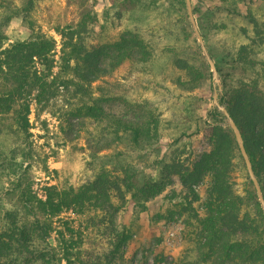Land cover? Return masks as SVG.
Listing matches in <instances>:
<instances>
[{"label":"trees","instance_id":"trees-1","mask_svg":"<svg viewBox=\"0 0 264 264\" xmlns=\"http://www.w3.org/2000/svg\"><path fill=\"white\" fill-rule=\"evenodd\" d=\"M35 4L26 0L23 11H31ZM121 4L131 7L127 17L118 12L127 22L115 35L108 33L117 27L112 16L107 13L100 35L94 29L99 15L90 10L83 11L75 25L57 30L63 40V70H72L80 80L78 93L126 63L149 76L146 90L154 94L165 82L190 92L212 79L185 0H122ZM193 12L223 78L221 102L241 130L264 196V59L259 58L264 52V0H212L208 7L193 4ZM17 15L19 11L0 17V81L5 83L0 91V195L18 176L22 202L0 213V264H115L135 234L131 227L119 224L121 215L134 202L139 216L148 202L176 182L189 190L169 210L170 215L184 216V245L177 264H264V213L232 130L213 123L198 127L195 133L203 134L209 148L193 160L187 157L182 140L198 123L191 95H178L176 120L164 119L150 97L135 103L136 110L143 112L135 119L110 113L103 105L107 98L80 99L69 112L70 117L96 124L94 159L118 144L148 150L169 138L158 181H135L134 171L123 165L117 153L111 168L101 166L79 187L74 185L68 162L55 171L60 184L48 187L45 199L33 194L31 185L21 187L29 167L24 168L16 151L6 146L7 119L14 117L20 131L31 136L30 104L19 105V101L29 89L46 91L50 72L43 74L36 63L43 61L51 71L56 41L37 34L3 49L4 28ZM211 116L223 120L216 109ZM204 177H209L210 186L200 213L194 205L199 196L193 186ZM66 211L95 214L89 218L93 239L68 221L61 222L63 230L56 226L55 219ZM53 234L57 246L50 242Z\"/></svg>","mask_w":264,"mask_h":264},{"label":"rangeland","instance_id":"rangeland-1","mask_svg":"<svg viewBox=\"0 0 264 264\" xmlns=\"http://www.w3.org/2000/svg\"><path fill=\"white\" fill-rule=\"evenodd\" d=\"M35 7L25 13L23 8L26 0H0V17L6 13L19 11L9 25L4 28L6 40L3 49L17 41L30 40L37 34L52 37L55 41V49L52 52V69L48 70L43 61H37L36 67L43 74L50 72L47 80L46 91L41 88L29 89L24 93L19 105L30 104V133L28 136L22 133L16 124L15 118L7 119V132L5 143L9 149L16 151L17 159L28 168V175L22 178L21 187L31 185V191L41 199H45L48 187L58 186L60 179L55 173L68 162L74 171V185L81 186L101 166L108 168L115 162V154H121L124 166H130L135 173V181L152 179L158 181L161 175V164L169 153L170 139L163 138L157 148L148 150H133L124 145H116L110 149L102 150L94 159L95 140L93 135L97 133L96 124L89 120L70 117L69 112L73 105L80 99H103L104 107L114 115L135 119L143 115L141 110H136L137 102L144 97L153 99L163 111L164 119L176 120L175 109L178 107V95H191L195 97L194 115L198 117V123L193 124L188 137L182 140L186 145L187 157L191 160L199 157L208 150V142L201 132L195 133L198 127L205 123L225 126L226 122L216 120L211 116L213 108V81L207 80L193 91L185 92L174 89L170 82L157 87V93H149L147 78L137 69L126 63L109 74L102 76L92 85H85L84 92L78 93L76 84L80 82L72 70H63V40L58 29L67 25H75L85 10L95 11L98 23L94 26L96 32H100L106 25L107 13L115 27L108 30L110 35H115L119 28L126 23V18L118 17V12L128 16L127 9L130 5H123L122 0H35ZM149 2L151 0H144ZM212 0H192V5L208 7ZM116 3V4H114ZM117 5L116 9L114 5ZM2 50V49H1ZM264 59V52L259 55ZM73 66L74 63L72 62ZM220 76V74H219ZM224 94L223 78L220 76ZM168 88L172 92H168ZM5 89V83L0 81V91ZM222 94V96H223ZM221 96V97H222ZM97 141V139H96ZM95 146V147H94ZM118 160V159H116ZM18 176H13L6 184L4 193L0 195V213L13 205L20 206L22 202L21 190L17 188ZM210 186L209 177H204L193 186L199 200L194 205L200 213L203 212V202ZM189 190L183 189L179 183L168 187L160 196L147 204V210L136 216L134 202H131L127 211L121 215L119 224L129 226L134 230L133 239L124 248L122 255L115 264H177L184 241V216L179 213L169 214L178 198L187 195ZM179 196V197H178ZM97 215V214H96ZM95 214L79 215L73 211H66L56 218V226L64 229L62 221H68L71 227L93 239L95 230L89 221ZM162 217V218H161ZM171 234H174L171 237ZM57 235L53 234L50 242L57 246Z\"/></svg>","mask_w":264,"mask_h":264},{"label":"water","instance_id":"water-1","mask_svg":"<svg viewBox=\"0 0 264 264\" xmlns=\"http://www.w3.org/2000/svg\"><path fill=\"white\" fill-rule=\"evenodd\" d=\"M185 2H186L188 17H189V20L191 23V27H192L193 32H194V34L198 40V43H199L200 48L203 52V55L205 56L209 66H210V69H211L212 81H213V91H214L213 108L221 113L223 119L226 122V125L224 127L230 128L234 134L238 148H239L240 153L244 159L247 172H248L249 177H250V179L254 185V188L256 190L259 202L262 206L263 213H264V196H263L262 188H261L260 182H259V180L255 174V171L253 169V164L251 162V159L247 153L243 135H242L241 130L239 129L237 123L235 122L234 118L230 114L227 106L221 102V96L223 94V90H222V84L220 81L219 72H218L217 66L215 64V61L211 57V55H210V53L206 47L205 40H204V38H203V36L199 30V27L197 25V21L195 19V15L193 12L192 0H185Z\"/></svg>","mask_w":264,"mask_h":264},{"label":"built area","instance_id":"built-area-1","mask_svg":"<svg viewBox=\"0 0 264 264\" xmlns=\"http://www.w3.org/2000/svg\"><path fill=\"white\" fill-rule=\"evenodd\" d=\"M174 236V234H171V237H173Z\"/></svg>","mask_w":264,"mask_h":264}]
</instances>
